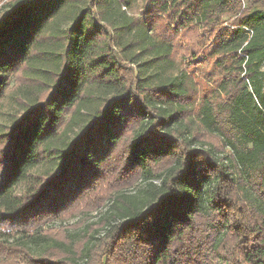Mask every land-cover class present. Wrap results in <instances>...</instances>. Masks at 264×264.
<instances>
[{
	"label": "trees",
	"instance_id": "16d2710c",
	"mask_svg": "<svg viewBox=\"0 0 264 264\" xmlns=\"http://www.w3.org/2000/svg\"><path fill=\"white\" fill-rule=\"evenodd\" d=\"M128 1L0 5V264H264V0ZM208 49L237 66L217 101L144 74Z\"/></svg>",
	"mask_w": 264,
	"mask_h": 264
},
{
	"label": "rangeland",
	"instance_id": "374dc122",
	"mask_svg": "<svg viewBox=\"0 0 264 264\" xmlns=\"http://www.w3.org/2000/svg\"><path fill=\"white\" fill-rule=\"evenodd\" d=\"M5 1L6 0H1L0 5ZM143 8V0H129L128 7H126L125 10L129 16L139 17L140 14H142ZM230 17L231 14L224 16L223 20H227ZM67 24L68 22H66V25ZM233 44L234 43L231 44L230 48H234L235 45ZM210 49L206 50L202 55L196 58V60L191 62L190 65H187L183 59L181 60L180 53L176 51L173 59L175 61L174 68L163 71L146 69L144 70V74L151 81H157L159 79L179 77L182 72H184L189 75L192 83L198 88L200 97L206 95L213 101H217L219 96H221L222 80L225 76L224 69L226 67H232L231 69H235L237 66L235 63L228 64V59L223 57L224 54L212 55L209 53ZM262 69H264V64ZM16 109V106L11 104L10 100L7 99L5 101H0V132L4 129V127L10 126L11 121L15 118H19L20 115ZM83 111L86 112L85 110ZM76 130L77 129L75 128L74 131ZM70 137H73V134H70ZM153 183L157 184L158 181H154ZM145 185V182L139 181L134 187L125 192L128 194H140L145 189ZM109 207L110 206L108 205L101 210L82 212L78 213L74 217L50 221L47 223V227L45 228L50 227V229H52L50 231L52 236L56 238L62 237V233L66 231V229L71 233L83 234V232L91 231L93 235H96L97 232H101L102 230H100L99 225L94 228H91V225L97 224L102 217H107L106 215L110 211ZM210 261L213 262L211 259Z\"/></svg>",
	"mask_w": 264,
	"mask_h": 264
}]
</instances>
